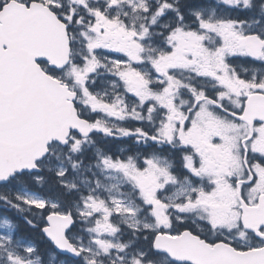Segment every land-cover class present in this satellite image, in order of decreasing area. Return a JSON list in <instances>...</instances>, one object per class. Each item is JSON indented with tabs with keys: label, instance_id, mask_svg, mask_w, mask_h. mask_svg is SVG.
I'll return each instance as SVG.
<instances>
[{
	"label": "snow or ice",
	"instance_id": "1",
	"mask_svg": "<svg viewBox=\"0 0 264 264\" xmlns=\"http://www.w3.org/2000/svg\"><path fill=\"white\" fill-rule=\"evenodd\" d=\"M0 264H264V0H0Z\"/></svg>",
	"mask_w": 264,
	"mask_h": 264
}]
</instances>
